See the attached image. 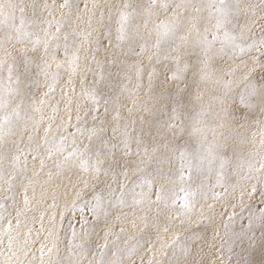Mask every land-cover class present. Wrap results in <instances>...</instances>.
I'll list each match as a JSON object with an SVG mask.
<instances>
[{
	"label": "snow or ice",
	"instance_id": "snow-or-ice-1",
	"mask_svg": "<svg viewBox=\"0 0 264 264\" xmlns=\"http://www.w3.org/2000/svg\"><path fill=\"white\" fill-rule=\"evenodd\" d=\"M250 122L259 150L237 165L248 185L225 219L216 205L236 207L226 171ZM45 169V184L69 172L91 191L71 202L79 230L63 248L47 229L39 264H135L144 243L148 264H199L209 231L236 264H264V207L244 200L264 204V0H0V264L37 260L24 220Z\"/></svg>",
	"mask_w": 264,
	"mask_h": 264
},
{
	"label": "rangeland",
	"instance_id": "rangeland-1",
	"mask_svg": "<svg viewBox=\"0 0 264 264\" xmlns=\"http://www.w3.org/2000/svg\"><path fill=\"white\" fill-rule=\"evenodd\" d=\"M61 0H56V3L59 4ZM85 2L89 4V7H91L92 0H77V3L79 4V7L82 9L84 7ZM101 4L105 2V0H99ZM110 2H118V0H110ZM48 3H52V0H48ZM30 11V10H29ZM97 15H99V10H97ZM17 19H19V13H17ZM85 20H87V16L84 17ZM105 22H108V14L107 10L105 9ZM81 27H85V25L82 23ZM115 33L113 32V42H115ZM107 43V41H105ZM105 53L101 51V53L98 56V59H103ZM131 62V61H130ZM83 61L81 66H83ZM144 63L147 65L148 61L146 57L144 58ZM95 67V65H93ZM159 71V69H158ZM91 74H89L88 79L91 80ZM160 79H163V76H160ZM67 80V72H62V78L59 81V84L56 88L55 97L56 99L52 101V103H55L56 100H59L62 93L61 88L64 86L65 81ZM144 83L147 84V76L144 77ZM81 85L79 83V76L76 77V93L78 94L80 92ZM70 89V86H69ZM140 98L142 100H146L147 97L144 95V91L141 90V96ZM207 99V98H205ZM61 109H63V104L60 105ZM46 114L50 113V109H46ZM81 114H83V109L81 110ZM75 105L73 104V111H72V124L76 123L75 120ZM67 114L64 111H61L58 114L57 122L60 121V119L67 120ZM253 121L256 119H260V117H253ZM251 123V126L247 129H242L241 132L243 134V141L238 142L237 147V157H233L231 163L227 167L226 176L228 181V191L231 194L229 196V200L232 204H235L236 207L233 209L231 206H225L223 204H217L216 209L217 212H223L225 216L223 218H227L228 214H231L233 211L236 213L241 212L240 208V192L242 188L246 187L248 185V181L242 179L241 177H238L234 175V172L237 169V165L241 162V160H246L251 153H254L258 151V147H254L255 145H259V126L255 123ZM73 130L74 129H70ZM256 133L255 137L253 134ZM210 138V136H209ZM38 166V165H37ZM31 168V165H30ZM53 172H55V169H52ZM31 175V171L28 173ZM212 182L214 183V177L210 175L209 177ZM47 180V169L40 175L38 182L35 187V198H33V190H28V196L31 199V204L29 205V211L26 213L27 219L24 220L22 217V220H24V223H26L27 228L32 229V239L36 242L32 245L33 252L35 256L37 257V260L35 261V264H39V256L40 253L38 251L40 247L41 242L47 243V241H44V236L47 234V229L51 228L53 225H55L60 240L63 242L59 246L61 248L64 247V245L67 243L68 237L71 235L72 228L70 226H76L77 230H79V226L77 225V220L79 218V209L78 207L72 206V200L76 197V192L80 189H83L84 193H88L91 191L90 188H84L83 184H77L76 183V175L75 173H69L64 172L61 176L55 177L52 181L45 184V181ZM75 185V187L73 186ZM234 186V189H233ZM217 191H222V189L217 188ZM44 192V196L41 197L40 193ZM55 198V199H53ZM244 200L246 203H250L252 206V210L255 211L260 207H264V204L260 203L259 200H249V198L245 195ZM10 205L9 211L14 216L15 215V209L23 207V194L20 193L17 196V202L13 204L11 200L7 202ZM55 203L54 207H49L50 205H53ZM130 211V210H126ZM249 213L248 211H244L243 216H247ZM116 213H113V216H115ZM41 216H43V219L41 220ZM55 216V220H52L51 218ZM219 215H217V220L221 219ZM236 224L239 225L240 223L244 222L239 217L236 218ZM5 222H0V228L3 227ZM15 223V221H13ZM120 225L117 224L115 227V231H119ZM27 228H22L21 232L27 231ZM39 231V239H37V232ZM201 232H203V228L200 229ZM223 230L221 229V232ZM103 233H101V236ZM133 235H137L135 230H128V233L122 237L121 244L123 246V242L125 240H130V237ZM152 240H155V234L151 233ZM212 233L209 231L207 233V239L209 243H203L202 242V251H200L199 255L196 257V259L199 261V264H229V260H231V264H236V258L232 256L227 249L221 250V241L219 239L212 241L211 239ZM148 236H144L141 240L142 243L144 241L148 240ZM4 243H7V238L4 237ZM92 247L95 248L96 242H102L99 241L98 238L93 237L92 238ZM214 244L215 246H211ZM49 246H51L49 244ZM147 243H144V247L141 248L138 253L135 256V264H141V258H143V264H148L149 259L152 257L153 253L147 250ZM156 247H159V244H156ZM236 251H239V249H236ZM31 258V257H30ZM45 259H48V257H45ZM156 259H161V257L157 256ZM153 264H155V260L153 261Z\"/></svg>",
	"mask_w": 264,
	"mask_h": 264
}]
</instances>
